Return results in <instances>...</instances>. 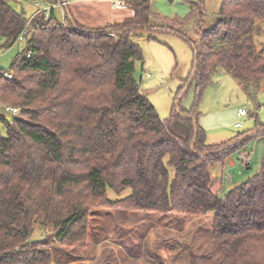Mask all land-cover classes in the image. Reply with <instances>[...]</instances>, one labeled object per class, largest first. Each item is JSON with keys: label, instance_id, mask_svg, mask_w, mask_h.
I'll return each mask as SVG.
<instances>
[{"label": "trees", "instance_id": "obj_1", "mask_svg": "<svg viewBox=\"0 0 264 264\" xmlns=\"http://www.w3.org/2000/svg\"><path fill=\"white\" fill-rule=\"evenodd\" d=\"M10 1L0 0V47L10 48L26 25L27 33L12 77L0 75V105L19 109L0 115V264H53L52 244L84 247L98 209L208 215L210 251L190 255L188 264H264V159L222 196L210 169L264 133V124L209 144L200 113L177 98L192 82L202 90L217 68L246 89L264 88V53L254 42L264 31V0H222L216 24L195 40L156 14L151 0H121L132 14L96 27L57 4L65 0H44L53 4L47 18H27ZM163 29L193 48L166 118L135 76L143 57L130 39L156 40ZM127 187L123 197L108 196ZM36 227L52 231L31 240Z\"/></svg>", "mask_w": 264, "mask_h": 264}, {"label": "rangeland", "instance_id": "obj_2", "mask_svg": "<svg viewBox=\"0 0 264 264\" xmlns=\"http://www.w3.org/2000/svg\"><path fill=\"white\" fill-rule=\"evenodd\" d=\"M221 1L222 0H151V5L156 14L165 18V21L168 23L174 25L180 33L195 40L199 31L212 28L216 24L217 11ZM10 4L18 11L23 9L27 18H29L36 9L33 3L29 1L11 0ZM122 10V12L130 13L127 7ZM200 10L204 13L202 19L199 15ZM58 12H60V10ZM58 15L59 17H62L61 13H58ZM155 38L156 40H148L146 35L143 34L136 36L133 35L130 39L138 45L143 57L142 60L137 61L135 64V76L140 81L141 89L145 93L149 102L155 107L159 116L161 118H166L170 113L173 100L177 96L176 93L178 87L181 85V80L186 78L191 70L193 48L190 43L179 36V34L166 29L157 32ZM254 42L257 48L262 49L264 53V31L255 36ZM23 49L24 41L22 40H17L7 49L0 47V70L9 71L12 60L17 54L21 53ZM180 105L184 109L194 107L200 113L199 123L205 130L206 141L210 144L227 141L236 137L239 133H244L249 130H257L259 129L256 128L257 122L259 124H264V88L255 91L246 89L243 84L237 82L227 71L220 68H217L211 73L208 83L202 88V90L198 91L196 83L192 82L186 93L182 96ZM238 109L245 110L246 115L238 117ZM0 115L7 119L11 117L9 113H6L3 110L1 105ZM236 123H240L241 126L236 128L234 126ZM241 151H246L249 154L251 165L248 168L240 165L238 153ZM241 151H233L229 153L222 162L223 166L217 163L210 168L211 170H214L219 177L222 174L225 176V179L223 178L222 180L223 188L220 196L224 195L236 184L245 181L254 173L258 172L264 159V133L249 138L245 142L244 148ZM130 191L131 189L129 187L123 189L119 193L108 189V196L110 198H119L129 194ZM98 210L103 211L102 214H97V211H93V218L91 217L89 224L90 240L87 241L89 243L88 246L86 243L83 250L73 252L70 248L52 244L50 247L52 254L56 257H61L63 253L64 255H68V253L77 255L78 253L82 258H85V263L87 264L95 263L94 259H96L98 264H101L104 262L105 258L109 257L107 253H109V250L111 251L112 246H116V244L122 239L117 238V242L114 240L112 241L111 239H106L103 244L96 246L99 247V250H97L95 247L93 248V232L96 229L101 227L106 234L115 232V230L120 234L121 232H127L128 234V231H131V237L139 234V229H137L136 232H132L134 224L131 225L132 222H129V220H126V222L122 220L124 219L122 214H117L116 221L118 223L115 224L116 226H119L117 228H121V230L113 229L115 226L107 220V214L105 213L106 209ZM135 213H138L141 216H147V218L151 220L150 226H153L154 222H157V220L159 221L161 217L158 213L157 215L137 211ZM126 214L129 215L128 213ZM121 220L122 222H120ZM132 220L136 221L138 219L133 218ZM100 221H102V225H100ZM209 221L208 224L207 222H203V220L199 223L203 226L209 227V223L211 222ZM50 229V227H45V229L41 230L39 227H36L30 239L35 240L42 238L45 232L52 231V229ZM146 233H148L147 238L149 239L147 240L146 245V256L149 258L153 256V252L156 251L155 246H157L153 245L154 243L160 244L159 255H167L165 253H168V251L164 250L165 248L163 247V244H161L168 241L167 236L164 235L160 238L154 239V236L150 235L149 231H141V234L143 235H146ZM198 235L193 234V236H190L192 242L191 240L185 239L181 241L183 245L186 246H190L191 243H193L194 245L190 246L192 249L193 247H197L198 252L206 254L207 251H210V245L206 241L208 237H203L205 233L202 232L201 240L194 242L195 240L193 239L198 238ZM132 240L135 243L138 241L136 238H132ZM126 243H129V239ZM134 252L136 253L137 250L135 249ZM191 254L192 252L190 253L186 249L181 264H188L185 256ZM146 256L143 255V258H147ZM111 257V259H114L113 261H109L108 264H119V261L123 262V257L121 255L112 253ZM143 261L144 263L137 261L133 262V264H147L146 260ZM165 262L168 264L167 258ZM125 264L129 263L125 261Z\"/></svg>", "mask_w": 264, "mask_h": 264}, {"label": "crops", "instance_id": "obj_3", "mask_svg": "<svg viewBox=\"0 0 264 264\" xmlns=\"http://www.w3.org/2000/svg\"><path fill=\"white\" fill-rule=\"evenodd\" d=\"M113 0H72L69 2L68 6L69 9L73 15V17L80 23L84 25H89V26H100L104 25L106 23H112L115 21H119L123 19L126 16H129L131 14V11L129 10L130 13L122 12L123 10H117L112 6ZM61 14H63L62 9L60 10ZM127 14V15H126ZM207 142V141H206ZM208 143V142H207ZM210 144V143H209ZM223 166V163H219ZM241 165V164H240ZM251 165V163H250ZM242 166V165H241ZM259 171V170H258ZM255 174V173H254ZM211 177L213 178L214 182L212 184V190L221 193L222 188H223V178L225 177L223 174L219 177L218 174L214 171L211 170ZM225 179V178H224ZM232 180V178H231ZM241 183V182H240ZM239 184V183H238ZM237 185V184H236ZM235 185V186H236ZM233 188V187H232ZM97 211V214H102V211L100 210H95ZM105 213L107 214V220H109L110 223L114 224L113 229H118L121 230V228H117L119 226H116L118 222L116 221V216L117 214H122V217L125 222L126 220L131 221V225H133V230L132 232H136L137 229L139 234L138 235H133L132 237L130 236V232L123 233L121 234L115 230V232H110L109 234H106V232H103V228L99 227L93 232V248L95 247L97 250H99V247H96L99 244H103L106 239H111L112 241H118V239H122L116 244V246H112L111 251L109 250V255L108 258L104 259V262L101 264H108L109 261H113L111 259L112 253H115L116 255H121L122 261H119V264H125V261L128 262L129 264H133V262L139 261L140 263H144L143 260H146L147 264H166L165 260L167 258L168 264H181V261L183 256H184V251L187 249L190 253L192 252L191 255L194 254H202L201 252H198L197 247H193V249L190 246H193L194 244L191 243V245H183L182 241L183 239L185 240H191L190 236L198 235V238H195L194 242H198L201 240V234L202 232L205 233L204 236H207L208 239H206L207 243L209 245L211 244V231H212V225H211V217L210 216H194V217H189V216H183L179 214H163V213H158L160 217V220L157 222H154L153 226H150L151 220L147 218V216L144 215H139L138 213L135 212H126V211H120V210H110L106 209ZM128 213L129 215H127ZM153 215H157V213H152ZM94 216V215H93ZM106 217V216H105ZM93 218V217H92ZM133 218H136L138 220L134 221L132 220ZM102 220V219H101ZM122 220L120 222H122ZM210 222L209 227L201 225L199 222ZM205 220V221H204ZM102 225L103 223H101ZM134 222V223H133ZM112 229V230H113ZM194 230V231H193ZM114 231V230H113ZM141 231H149L150 235L154 236V239L160 238L164 235L167 236L168 241L163 242V248L164 250H167L168 253H165L167 255H159L158 252H160V244L154 243L153 245L155 246L156 251L153 252V256L150 258L146 256V245H147V238L148 233L146 235L141 234ZM193 231V232H192ZM117 232V233H116ZM191 234V235H189ZM141 235V236H139ZM110 236V237H109ZM116 236V237H115ZM90 237V231L88 234V240ZM132 238H136L138 241L137 243L133 242ZM129 243H126L128 241ZM209 241V242H208ZM87 242V246H88ZM149 244V243H148ZM109 245V244H107ZM167 245V246H165ZM200 246V245H199ZM85 247V246H84ZM84 247L82 248H70V250H73V252H78L80 250H83ZM91 247V246H90ZM210 247V246H209ZM87 248V247H86ZM92 248V249H93ZM167 248V249H166ZM101 249V248H100ZM135 249L137 252L135 253ZM192 249V251H191ZM141 251V252H140ZM201 251V250H200ZM171 252V253H169ZM208 253V251L206 252ZM143 255H145L147 258H143ZM190 256V255H189ZM189 256H185V259L188 263V258ZM101 258V257H99ZM98 258V259H99ZM97 259V260H98ZM120 259V258H119ZM93 264H98L96 262V259H94ZM52 263L53 264H87L85 263V258H82L78 253L77 255L69 254L64 255L62 254L61 257H56L54 254H52Z\"/></svg>", "mask_w": 264, "mask_h": 264}, {"label": "built area", "instance_id": "obj_4", "mask_svg": "<svg viewBox=\"0 0 264 264\" xmlns=\"http://www.w3.org/2000/svg\"><path fill=\"white\" fill-rule=\"evenodd\" d=\"M71 1L72 0L60 1L57 4L58 5H68L69 2H71ZM33 5L36 8L34 11V14L42 12V13H44V16L46 18L49 16L50 11H51L52 6H53V4H51L47 1H44V0L35 1V2H33ZM112 6L117 10H122V9L126 8L124 2L121 0H113ZM131 14H132V11H131ZM26 33H27V25L24 27V29L21 31V33L18 35L17 40H23ZM0 75H2L6 79H10L12 77V72L0 70ZM5 111L12 116H16L19 113V109L17 107L11 106V105H6ZM245 115H246L245 110H243V109L237 110V116L238 117H243ZM234 126L237 128V127H240L241 124L236 123ZM238 160L240 161V164L242 165V167L248 168L250 166L249 154L246 151H241L238 153Z\"/></svg>", "mask_w": 264, "mask_h": 264}, {"label": "water", "instance_id": "obj_5", "mask_svg": "<svg viewBox=\"0 0 264 264\" xmlns=\"http://www.w3.org/2000/svg\"><path fill=\"white\" fill-rule=\"evenodd\" d=\"M169 1H172V0H169ZM161 31H162V30H161ZM189 83H190V80H189ZM187 89H188V85H186V86L184 87L182 93L178 96L179 99L182 98L183 94L187 91ZM179 114H180L181 116H183V117L190 118V116H186V115H183V114H181V113H179ZM193 144H194V141H193L192 144H191V149L193 148Z\"/></svg>", "mask_w": 264, "mask_h": 264}]
</instances>
